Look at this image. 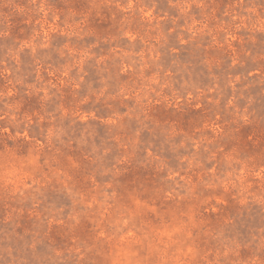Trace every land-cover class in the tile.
I'll return each instance as SVG.
<instances>
[{"label": "rangeland", "instance_id": "1", "mask_svg": "<svg viewBox=\"0 0 264 264\" xmlns=\"http://www.w3.org/2000/svg\"><path fill=\"white\" fill-rule=\"evenodd\" d=\"M0 264H264V0H0Z\"/></svg>", "mask_w": 264, "mask_h": 264}]
</instances>
